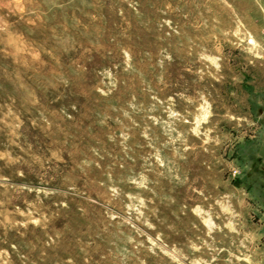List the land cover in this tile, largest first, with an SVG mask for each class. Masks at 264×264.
<instances>
[{
	"label": "rangeland",
	"instance_id": "obj_1",
	"mask_svg": "<svg viewBox=\"0 0 264 264\" xmlns=\"http://www.w3.org/2000/svg\"><path fill=\"white\" fill-rule=\"evenodd\" d=\"M0 264H264V0H0Z\"/></svg>",
	"mask_w": 264,
	"mask_h": 264
}]
</instances>
